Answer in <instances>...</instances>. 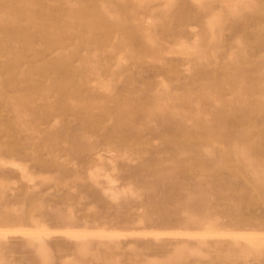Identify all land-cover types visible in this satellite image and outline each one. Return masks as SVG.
<instances>
[{"label": "rangeland", "instance_id": "374dc122", "mask_svg": "<svg viewBox=\"0 0 264 264\" xmlns=\"http://www.w3.org/2000/svg\"><path fill=\"white\" fill-rule=\"evenodd\" d=\"M19 1L0 17L84 19L0 43V264H264V176L232 148L264 165V0ZM70 48V82L35 73Z\"/></svg>", "mask_w": 264, "mask_h": 264}, {"label": "bare ground", "instance_id": "6f19581e", "mask_svg": "<svg viewBox=\"0 0 264 264\" xmlns=\"http://www.w3.org/2000/svg\"><path fill=\"white\" fill-rule=\"evenodd\" d=\"M19 1V0H18ZM21 1V0H20ZM19 1V2H20ZM85 1V0H82ZM235 1V0H234ZM21 3V2H20ZM159 6V5H158ZM163 6V4H162ZM165 6V5H164ZM99 10H97L98 12V16H96L95 18V37L96 39H103L105 37H107L113 28H116L117 30L121 28V21L119 19V13L116 12L115 13V17L117 18L116 22L112 23L109 22V17H111L110 13L107 15V10L106 7L104 5L103 2L99 3ZM15 9V6H13V4H8V6H5V4H3V2H0V14H5L4 12H12ZM56 12V8L53 5H45V4H37L34 2H27L26 3V7L24 12L28 13V14H32V15H37L40 13H50V12ZM69 14L71 15L72 13H74V9L72 7H69L68 9ZM88 11V10H85ZM90 11V10H89ZM96 12V13H97ZM92 15V14H91ZM213 15V14H212ZM90 16V15H89ZM84 17V16H82ZM82 17H78L77 21L70 19V20H63L60 18H49V19H43V20H38L36 18L33 17H29L27 20L23 21L20 19H17L15 17H0V43H3L4 40L8 37L5 32L8 29V27H14L16 30V34L15 37L18 36H22L24 34V31L26 32L28 29H42V30H46V29H51L54 30L53 32V36L51 38V40L46 41L45 45H50V44H57V45H63L65 42H67L71 36V34H73V32H77V33H82V23L81 20H83L84 18ZM95 17V14H94ZM152 17V16H151ZM173 17V16H172ZM89 18V17H87ZM149 18V17H148ZM162 18V17H161ZM214 21V20H213ZM211 28V27H210ZM222 29V28H221ZM9 31V30H8ZM30 33V32H29ZM76 34V33H75ZM25 35V34H24ZM74 35V34H73ZM24 37V36H23ZM26 37V36H25ZM150 39V38H149ZM195 40V39H194ZM176 46V45H175ZM187 47V46H186ZM190 48V47H188ZM187 48V49H188ZM194 48V47H193ZM2 52V51H1ZM74 53V49L70 48L69 50H67L66 52L63 53H59L53 57L51 60L47 61L43 67H37L36 68V74H38L40 71L42 70H50V71H63L65 73V76L63 78V80L65 82H70L72 80V73L70 72V68L68 67L67 63V58L69 56H71ZM1 55V54H0ZM229 55V54H228ZM123 59V58H121ZM82 61V60H81ZM122 61V60H121ZM119 62V61H118ZM84 63V62H83ZM119 64V63H118ZM114 68V67H113ZM26 78H24V80H27L28 82H33L35 81L32 77L29 76H25ZM72 84V83H71ZM107 86V85H106ZM165 86V85H164ZM101 100V99H100ZM252 112V111H251ZM252 126V125H251ZM254 128V127H253ZM204 136L206 139L212 140V138L210 137V132H207L205 134H202L200 131H190L186 134V140L188 142H193L192 140L200 138ZM151 141V140H150ZM156 141V140H155ZM259 143V142H258ZM219 144V143H218ZM232 148L235 150V154L238 158H240L241 160L244 161L246 169L243 171H237L235 174L236 175H242V176H264V165H259L258 163H256L252 156H251V147H250V143H246V144H240L239 142L235 141L232 144ZM264 146V145H263ZM229 146H226L225 148V152L228 153L229 152ZM111 151V150H110ZM258 151V150H257ZM112 152V151H111ZM114 152V151H113ZM112 152V153H113ZM108 153V152H107ZM123 153V152H122ZM125 154V152H124ZM230 154V153H229ZM204 155H213V152L207 147L204 148L202 150H198V158L196 159V164L201 162L203 163V161L201 160V157ZM118 157V156H117ZM61 159V158H60ZM3 159H1L2 162ZM4 162V161H3ZM9 164L10 162L7 161ZM14 163V161H12ZM6 162H4L5 164ZM225 163H228V159H226ZM7 164V163H6ZM198 164V165H200ZM18 165V164H17ZM18 169H20L18 167ZM23 171V170H22ZM32 175V174H31ZM22 176V175H21ZM33 176V175H32ZM28 177V176H27ZM31 177V176H30ZM34 177V176H33ZM23 178V177H22ZM29 178V177H28ZM258 178V177H256ZM255 178V180H256ZM28 180V179H27ZM112 180V179H111ZM110 180V181H111ZM12 183L13 180H11ZM31 181V180H28ZM109 181V183H110ZM114 183V182H113ZM248 183V182H247ZM11 184V183H10ZM254 189V188H253ZM13 191V190H11ZM124 191V190H123ZM122 191V192H123ZM116 194V193H115ZM258 195V194H257ZM115 196V195H113ZM41 203V202H40ZM35 207V206H33ZM14 208V206H13ZM38 208V207H37ZM36 208V209H37ZM35 210V209H34ZM33 212V211H32ZM2 220V219H1ZM0 220V221H1ZM36 221V220H34ZM33 221V222H34ZM214 222V221H212ZM37 223V222H36ZM38 224V223H37ZM211 227V225H210ZM209 228V226H208ZM32 230V229H31ZM4 231V230H3ZM9 231V230H8ZM22 231V230H21ZM35 231V230H33ZM40 231V230H39ZM43 231V230H42ZM41 231V232H42ZM48 231V230H47ZM51 231V230H50ZM55 231V230H54ZM60 231V230H59ZM66 231V230H65ZM76 231V230H75ZM103 231V230H102ZM14 232V231H13ZM25 232V231H24ZM61 232V231H60ZM69 232V231H68ZM79 232V231H78ZM105 231H103L104 233ZM117 232V231H116ZM148 232V231H147ZM163 232V231H162ZM179 232V231H178ZM127 233V232H126ZM143 233V232H142ZM171 233V232H170ZM195 233V232H194ZM199 233V232H198ZM232 233V232H231ZM102 234V233H101ZM141 234V233H140ZM168 234V232H167ZM104 235V234H103ZM233 235V234H232ZM245 235V234H244ZM253 235V234H252ZM242 236V235H241ZM261 236V235H260ZM264 237V236H261ZM243 238V237H242ZM257 237H255L254 239H256ZM260 238V237H259ZM96 240V239H95ZM249 240V239H248ZM258 240V239H257ZM256 240V241H257ZM260 241V240H258ZM252 242H255L254 240ZM43 244V243H42ZM183 244V243H182ZM233 244V243H232ZM231 244V245H232ZM253 244V243H252ZM248 245V244H247ZM257 245V244H256ZM264 245V244H263ZM261 246V245H260ZM242 247V246H241ZM245 247V246H244ZM248 247V246H247ZM250 247V246H249ZM263 248V247H262ZM246 249V248H245ZM251 249V248H250ZM253 249V248H252ZM45 250V249H44ZM47 250V249H46ZM45 250V251H46ZM198 250V249H197ZM254 250V249H253ZM257 250V249H256ZM264 250V249H263ZM262 250V251H263ZM250 252V250H248ZM255 251V250H254ZM177 252V251H176ZM191 252V251H190ZM196 252V251H195ZM199 252V250H198ZM202 252V251H201ZM260 252V251H259ZM40 253V252H39ZM197 253V252H196ZM252 253V252H251ZM250 253V254H251ZM242 254V253H241ZM249 254V255H250ZM253 254V253H252ZM255 254V253H254ZM264 254V252H263ZM200 255V254H199ZM202 255V254H201ZM205 255V254H204ZM229 255V254H228ZM245 255H247V252H245ZM43 256V255H42ZM206 256V255H205ZM177 257V256H176ZM245 257V256H244ZM248 257V256H247ZM259 257V256H258ZM67 258V257H66ZM186 259V258H185ZM3 259H1L2 261ZM69 260V259H67ZM153 260V259H152ZM8 261V260H7ZM1 263V262H0ZM3 263V262H2ZM162 263V261H161Z\"/></svg>", "mask_w": 264, "mask_h": 264}]
</instances>
